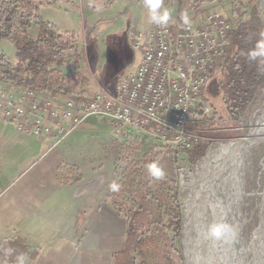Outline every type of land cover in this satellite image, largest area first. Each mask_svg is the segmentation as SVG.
Returning a JSON list of instances; mask_svg holds the SVG:
<instances>
[{
  "label": "crops",
  "instance_id": "1",
  "mask_svg": "<svg viewBox=\"0 0 264 264\" xmlns=\"http://www.w3.org/2000/svg\"><path fill=\"white\" fill-rule=\"evenodd\" d=\"M93 1L78 0V8H70L82 12L83 37L94 35L93 49L99 36L109 39L131 27H150L145 0ZM161 4L171 12L170 22L182 21L177 1ZM198 10L182 8L193 24ZM94 126L88 119L55 145L49 136L23 134L0 120V242L26 241V264H114L124 249L125 218L103 193L114 164L102 158L100 142L87 139L99 130ZM67 172L75 179L65 180Z\"/></svg>",
  "mask_w": 264,
  "mask_h": 264
},
{
  "label": "built area",
  "instance_id": "2",
  "mask_svg": "<svg viewBox=\"0 0 264 264\" xmlns=\"http://www.w3.org/2000/svg\"><path fill=\"white\" fill-rule=\"evenodd\" d=\"M245 18L234 22L210 12L201 25L173 20L150 23L146 30L131 27L127 41L138 65L121 75L112 90L99 87L90 98L77 92L61 99L0 82V120L23 134L49 136L57 145L86 118L107 119L124 137L164 147L181 167L201 143V133L216 122L202 94L223 61L229 34Z\"/></svg>",
  "mask_w": 264,
  "mask_h": 264
},
{
  "label": "rangeland",
  "instance_id": "3",
  "mask_svg": "<svg viewBox=\"0 0 264 264\" xmlns=\"http://www.w3.org/2000/svg\"><path fill=\"white\" fill-rule=\"evenodd\" d=\"M260 1L261 0H241L242 5L238 6L237 9L239 12L245 14V18L248 17L250 9L255 6L260 19L264 23V15L261 12ZM73 3L78 8V5H76L78 4V0H73ZM199 4L201 5L199 10L194 12V16H197H195L196 25L200 24L201 17H205V15L210 12L219 13L226 18L232 17L231 7L233 5V0H201ZM70 8L72 7L64 3H58L52 6L44 5L40 8V15L45 22L52 24L60 32L73 33L79 38L77 53L79 51L80 53L82 52L81 56H78L77 60L74 59V56L70 57V60H68L61 69L66 73H69V71L78 73L86 82L81 86L80 91H84L83 95L90 98L97 93L99 87H114L118 78L127 72V68L137 65V55L130 48L126 34H119L109 39L99 36V40L97 39L95 43L97 50L93 49L94 35L90 37L84 34L83 37L82 12ZM35 35V29H30L29 36L34 37ZM84 39L85 42L82 41ZM84 47L86 49H84ZM2 54L14 65L16 50L7 40L0 41V55ZM72 61H76L74 66H71ZM67 64H70L69 67L71 66L70 68L68 67V69L65 68ZM219 79L220 72L218 68L213 73L211 80L203 91L205 94L203 99L211 108L216 120L213 125H210V127H207V129L201 133V145H203L204 151L201 155H195L193 153L194 147L186 154L185 158L182 159L183 164L181 167H179L181 162L179 161V163H177L176 161V163H173L171 157L163 148H156L143 138L131 137L129 139L128 136L124 137L123 131L120 134L116 133L119 127H116L110 120L96 117H89L85 120H91L93 124L97 125L94 127L99 129L87 134V139L90 141V144H98L100 142L101 152L104 155L102 158L111 160L114 164V168L112 169V174L114 173V176L112 180H109L104 186L103 193H107V201L116 206L118 212L122 216L128 210V202L135 197L136 190V188L130 186L123 178L124 164L126 162L140 163L143 165V169H145L146 165L142 163V160L146 154L153 151L154 155H159L156 163L162 168L164 172L163 177L168 180V186L165 188V192L169 198L167 205L169 208L174 209V211H179L180 231L177 234L175 243L171 244L172 233L170 231H162V229H160L161 227L157 224L163 209L160 211L157 209L156 203L158 201V193H153L152 197L149 198L150 200L148 199L150 216L144 225V231L147 232L144 234L142 240L144 239L145 241L142 246L139 247L140 250L138 249L141 256H137L136 253H133V256L137 258L139 264H187L183 246L184 220L190 197H193V191L190 187L186 186L185 183L188 182L191 176H194L197 163L200 159L205 157L208 150L214 147L215 144L245 141L251 129L258 126L259 121L262 120L264 116V85L256 91L254 97L244 109L231 113L225 108L221 100L222 93L218 88ZM248 154L246 159L248 168L244 170L242 177L243 197L235 200V211L241 223L240 243L246 248L251 247V249H253L256 246L255 239L260 232L258 231L260 219L264 214L263 142L255 143ZM70 170L72 171V168ZM70 172L64 174V177H66L65 180L67 181L75 179L76 177V174H71ZM70 174L71 178H68L67 175ZM113 182L119 184L120 189L117 192H112L111 196L108 195L110 192L108 188ZM223 244L224 243H222V245ZM199 255H201L200 264H207L206 262H202L205 253L202 254V252H199ZM252 258L253 255L251 252L247 256L248 263L251 262ZM262 264H264V258Z\"/></svg>",
  "mask_w": 264,
  "mask_h": 264
},
{
  "label": "trees",
  "instance_id": "4",
  "mask_svg": "<svg viewBox=\"0 0 264 264\" xmlns=\"http://www.w3.org/2000/svg\"><path fill=\"white\" fill-rule=\"evenodd\" d=\"M175 1L178 3L179 14L182 13V8L196 11L201 6V0ZM58 3L75 6L73 0H0V41H9L16 50L14 65L3 54L0 55V82L16 88L33 89L61 99H67L77 92L84 93L80 88L86 83L85 80L75 71L66 73L61 69L70 57L74 56L77 60L78 56H81L82 52L77 53L79 38L73 33L60 32L55 26L45 22L40 15L42 6ZM241 5V0H233L232 17L228 18L230 21H240L244 18L245 14L237 9ZM32 28L36 31L34 37L29 36V30ZM261 32H264V23L257 8L253 6L248 17L229 34L223 61L214 70L215 72L219 68L218 88L222 93L221 100L231 113L244 109L256 91L264 85V66L247 59V52L260 39ZM75 62L72 61L71 66H74ZM69 65L65 68L68 69ZM109 88L106 87L110 90ZM202 96H205L204 92ZM163 149L168 153L167 149ZM203 151L204 147L200 143L195 146L193 153L201 155ZM158 157L153 151L147 153L142 160L146 165L145 169L140 163L124 164L123 178L136 190L135 197L129 200L128 210L123 215L126 221L124 249L115 255L114 264H139L133 253L141 256L139 247L145 241L142 240L147 232L144 231V225L150 216L148 203L153 193H158L157 209H163L157 224L162 231L172 233L171 244L175 243L180 231V213L167 205L169 198L165 188L168 186V180L165 177L160 180L153 179L148 172V166L156 163ZM112 192L110 190L109 195L112 196ZM116 210L119 214L117 207ZM9 249L11 254H8ZM28 249L27 242L18 237L1 241L0 264H15L16 257L20 254L27 256Z\"/></svg>",
  "mask_w": 264,
  "mask_h": 264
},
{
  "label": "bare ground",
  "instance_id": "5",
  "mask_svg": "<svg viewBox=\"0 0 264 264\" xmlns=\"http://www.w3.org/2000/svg\"><path fill=\"white\" fill-rule=\"evenodd\" d=\"M260 8L264 15V0L260 1ZM263 118L258 126L251 129L245 141L215 144L216 146L208 150L205 157L197 163L194 176L189 177L190 179L185 183L193 191L184 220L183 246L187 264H200L199 252L205 253L202 262L207 264H262L264 214L260 219L258 230L260 232L255 239L256 246L253 249L250 246L246 248L240 243L241 223L235 211V200L243 197L242 177L244 170L248 168L246 160L248 153L255 143L263 142L264 144ZM222 216L237 229L235 239L223 245L206 239L202 232L207 224ZM251 252L253 258L248 263L247 256Z\"/></svg>",
  "mask_w": 264,
  "mask_h": 264
},
{
  "label": "clouds",
  "instance_id": "6",
  "mask_svg": "<svg viewBox=\"0 0 264 264\" xmlns=\"http://www.w3.org/2000/svg\"><path fill=\"white\" fill-rule=\"evenodd\" d=\"M161 3L162 0H145V7L149 14V23L164 25L171 19V12L166 8L161 10ZM180 18L185 25H190L187 11L182 12ZM247 59L250 62H256L258 65L264 66V32L260 33V39H258L255 46L247 52ZM148 172L149 175L156 180H160L164 176L162 168L155 162L148 166ZM110 189L113 192H117L120 189V185L113 182L110 185ZM202 232L206 239L220 243H230L237 235L236 227L228 223L227 219L223 216L207 224ZM8 254H11V249L8 250ZM26 260L27 256L25 254H20L16 257L15 264H26Z\"/></svg>",
  "mask_w": 264,
  "mask_h": 264
}]
</instances>
